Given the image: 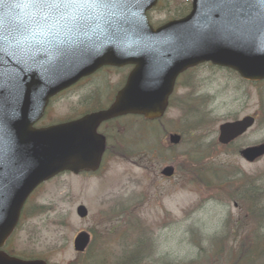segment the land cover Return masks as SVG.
<instances>
[{
	"label": "rangeland",
	"instance_id": "rangeland-1",
	"mask_svg": "<svg viewBox=\"0 0 264 264\" xmlns=\"http://www.w3.org/2000/svg\"><path fill=\"white\" fill-rule=\"evenodd\" d=\"M191 5L192 0H162L149 13L150 23L157 28L185 16ZM129 71L102 70L91 78L95 82L74 87L50 104L43 123L79 117L98 99L108 107ZM86 87L92 90L84 91ZM196 95L200 106L193 102ZM200 116L207 120L204 126L198 124ZM246 116L256 117V125L231 147L218 144L219 126ZM127 119L102 130L113 135L96 174H64L32 195L5 247L8 254L33 255L48 264H79L83 256L75 253L73 241L87 232L94 243H107L111 258L138 250L139 264H188L212 253L219 239L228 237L229 242L241 229H257L250 217L264 234V217L249 213L246 201L240 200V193L251 188L258 200L255 211L264 213V158L250 164L240 156L243 149L264 143V82L248 83L229 70L203 65L180 78L160 122L139 125L138 119ZM171 133L183 135L180 145L169 144ZM169 166L175 170L170 179L161 174ZM42 206L51 211L39 215ZM79 206L88 210L87 219L77 216ZM130 222L129 246L109 242L110 231Z\"/></svg>",
	"mask_w": 264,
	"mask_h": 264
},
{
	"label": "water",
	"instance_id": "water-1",
	"mask_svg": "<svg viewBox=\"0 0 264 264\" xmlns=\"http://www.w3.org/2000/svg\"><path fill=\"white\" fill-rule=\"evenodd\" d=\"M158 0H80L37 7L33 0H0V248L15 229L29 195L63 172H96L106 121L128 114L163 117L177 77L211 62L249 81L264 80V0H193L191 13L154 30L146 13ZM134 65L113 105L79 120L34 129L51 97L104 66ZM254 124L247 117L220 127L228 145ZM181 136H170L178 145ZM250 163L264 144L247 148ZM162 174L171 177L172 167ZM78 215L85 218L86 208ZM89 237L80 234L83 252ZM0 264L24 262L0 252Z\"/></svg>",
	"mask_w": 264,
	"mask_h": 264
},
{
	"label": "trees",
	"instance_id": "trees-1",
	"mask_svg": "<svg viewBox=\"0 0 264 264\" xmlns=\"http://www.w3.org/2000/svg\"><path fill=\"white\" fill-rule=\"evenodd\" d=\"M191 108V107H190ZM189 116V115H188ZM187 116V117H188ZM143 123V122H142ZM206 123L205 117L200 116L198 119V124L204 126ZM145 124H148L147 122ZM198 163L193 165L197 166ZM229 193V191L227 190ZM254 191L250 188L242 191L241 199L246 201L247 210L249 213H252L259 217H264V213L256 212L254 202L258 204L257 197L253 194ZM230 194V193H229ZM255 199V200H254ZM121 213V212H120ZM249 219L248 215H246ZM253 221V225L258 226L257 229L251 228L249 226L245 229H241L242 233H234L231 241H227V238L219 239L218 245L213 243L212 253H204L205 257L201 258L200 261L192 260L188 264H264V234L260 230L261 224L256 221V218L250 217ZM243 222V219L240 221V224ZM134 223H127L125 228H120L118 231H110L108 240L109 242L115 241L118 243H123L124 248L130 245V242L133 241L131 238L132 234V225ZM239 238L238 242L235 244L231 243ZM140 242V240H139ZM107 243L96 244L93 243L90 251L82 257V261L79 264H139V256H136L137 253L131 252L128 253L124 251L119 257L111 258L112 256L110 247L106 246ZM123 247V246H122ZM206 250V249H205ZM85 258V259H84ZM117 259V260H116Z\"/></svg>",
	"mask_w": 264,
	"mask_h": 264
},
{
	"label": "snow or ice",
	"instance_id": "snow-or-ice-1",
	"mask_svg": "<svg viewBox=\"0 0 264 264\" xmlns=\"http://www.w3.org/2000/svg\"><path fill=\"white\" fill-rule=\"evenodd\" d=\"M80 0H33V3L40 8L47 7H67L69 5H76Z\"/></svg>",
	"mask_w": 264,
	"mask_h": 264
},
{
	"label": "bare ground",
	"instance_id": "bare-ground-1",
	"mask_svg": "<svg viewBox=\"0 0 264 264\" xmlns=\"http://www.w3.org/2000/svg\"><path fill=\"white\" fill-rule=\"evenodd\" d=\"M83 90L84 91H89V90H92V89H90V87H86ZM195 97H198V96L196 95ZM42 210H43V214L49 213L51 211V207L50 206H42Z\"/></svg>",
	"mask_w": 264,
	"mask_h": 264
},
{
	"label": "flooded vegetation",
	"instance_id": "flooded-vegetation-1",
	"mask_svg": "<svg viewBox=\"0 0 264 264\" xmlns=\"http://www.w3.org/2000/svg\"><path fill=\"white\" fill-rule=\"evenodd\" d=\"M88 80H90V79H88ZM88 80H86V81H88Z\"/></svg>",
	"mask_w": 264,
	"mask_h": 264
}]
</instances>
